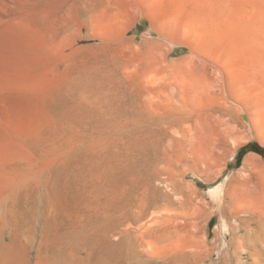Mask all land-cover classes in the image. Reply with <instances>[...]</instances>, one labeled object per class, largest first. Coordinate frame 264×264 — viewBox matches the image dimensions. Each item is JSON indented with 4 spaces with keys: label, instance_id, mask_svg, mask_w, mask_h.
<instances>
[{
    "label": "rangeland",
    "instance_id": "obj_1",
    "mask_svg": "<svg viewBox=\"0 0 264 264\" xmlns=\"http://www.w3.org/2000/svg\"><path fill=\"white\" fill-rule=\"evenodd\" d=\"M251 143L264 149V0H0V218L37 197L54 235L90 223L99 247L102 216L151 202L117 231L153 227L139 250L154 264H251Z\"/></svg>",
    "mask_w": 264,
    "mask_h": 264
},
{
    "label": "bare ground",
    "instance_id": "obj_2",
    "mask_svg": "<svg viewBox=\"0 0 264 264\" xmlns=\"http://www.w3.org/2000/svg\"><path fill=\"white\" fill-rule=\"evenodd\" d=\"M224 110L227 114L230 112L228 107H225ZM178 111L184 116L187 114L183 106H180ZM188 112L193 111L188 110ZM162 114L163 116L166 115ZM222 116H226V113L222 114ZM182 118L181 120H184L186 117ZM177 119H180V116ZM162 122H164L163 119L157 121V123ZM168 168L164 166L161 168L162 172H159V174L166 173ZM213 194H220L219 189H216ZM36 198L34 197V200L30 201V207L27 209L22 210L20 206H16V209H7L4 216L0 218V264H30L32 250L36 260L35 264H154L153 258L150 255L151 252L146 253L139 250L140 247L147 246V238L149 239L153 232L149 228L153 227H148L146 231L143 230V233L135 236L130 233L131 231L129 232L124 228L117 231L125 221L138 222L144 219L149 210L148 207L152 206L151 202H145L144 211H136L137 217H134L129 212H126L121 218L116 217L117 215L112 216V214L106 213V216H102L103 230L99 239L100 241L98 240L99 247H96V244L88 247L90 244L85 245V243L89 241L88 237H91L86 235L87 231H92L90 223L83 224L78 229H71L54 235L52 232L53 226L47 223L45 211L43 208L40 209L39 200ZM127 204L123 203V205ZM138 207H135V209L137 210ZM113 208L115 210V207ZM102 212L104 211L102 210ZM120 213L119 215H121ZM260 214L255 215L257 219L261 218ZM255 216L252 217L254 218ZM263 220L259 219L255 222L257 226L253 232V238L250 239L253 243L251 245V252L248 253V258L252 262L251 264H264ZM115 233H118L117 241H112L110 235ZM149 250L151 251V248ZM160 258H163V261L165 260L163 256Z\"/></svg>",
    "mask_w": 264,
    "mask_h": 264
},
{
    "label": "trees",
    "instance_id": "obj_3",
    "mask_svg": "<svg viewBox=\"0 0 264 264\" xmlns=\"http://www.w3.org/2000/svg\"><path fill=\"white\" fill-rule=\"evenodd\" d=\"M246 149H247L248 151H250V152H254V153H257V154H259V155H261V156H264V149L261 148V147H260L258 144H256V143H251V144L247 145V146H246ZM244 154H245V153L241 151V152L238 154V160H239L240 158H242Z\"/></svg>",
    "mask_w": 264,
    "mask_h": 264
}]
</instances>
